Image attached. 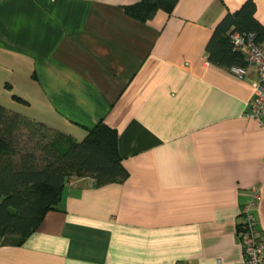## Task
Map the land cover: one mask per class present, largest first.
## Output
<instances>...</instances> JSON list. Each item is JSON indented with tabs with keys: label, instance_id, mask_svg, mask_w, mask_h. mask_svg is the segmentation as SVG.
Returning a JSON list of instances; mask_svg holds the SVG:
<instances>
[{
	"label": "crops",
	"instance_id": "obj_1",
	"mask_svg": "<svg viewBox=\"0 0 264 264\" xmlns=\"http://www.w3.org/2000/svg\"><path fill=\"white\" fill-rule=\"evenodd\" d=\"M139 1L0 0V106L77 142L103 121L127 172L100 186L74 176L0 264H244L252 187L264 235V116L245 114L257 77L205 50L246 0H178L144 21L125 10Z\"/></svg>",
	"mask_w": 264,
	"mask_h": 264
},
{
	"label": "trees",
	"instance_id": "obj_2",
	"mask_svg": "<svg viewBox=\"0 0 264 264\" xmlns=\"http://www.w3.org/2000/svg\"><path fill=\"white\" fill-rule=\"evenodd\" d=\"M177 2L141 0L125 10L144 21L157 10L170 13ZM254 12V2L246 0L221 18L205 47L209 62L230 68L247 66L230 35L253 33L262 45L264 25ZM74 176L91 177L98 186L126 178L115 129L99 121L77 142L0 106V247L21 245L48 211L58 210L65 183Z\"/></svg>",
	"mask_w": 264,
	"mask_h": 264
},
{
	"label": "built area",
	"instance_id": "obj_3",
	"mask_svg": "<svg viewBox=\"0 0 264 264\" xmlns=\"http://www.w3.org/2000/svg\"><path fill=\"white\" fill-rule=\"evenodd\" d=\"M233 48L240 52L248 67H251L257 79L253 82V94L247 104V117L260 121L264 116V46L255 41L253 33L234 32L230 35ZM239 77L245 74V68L233 67ZM76 183L69 178L65 186ZM251 199L243 205L238 214V237L240 239L244 264H264V235L257 227L253 207L259 202L260 194L256 187L251 188Z\"/></svg>",
	"mask_w": 264,
	"mask_h": 264
},
{
	"label": "rangeland",
	"instance_id": "obj_4",
	"mask_svg": "<svg viewBox=\"0 0 264 264\" xmlns=\"http://www.w3.org/2000/svg\"><path fill=\"white\" fill-rule=\"evenodd\" d=\"M66 188V187H65Z\"/></svg>",
	"mask_w": 264,
	"mask_h": 264
}]
</instances>
